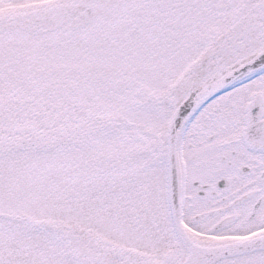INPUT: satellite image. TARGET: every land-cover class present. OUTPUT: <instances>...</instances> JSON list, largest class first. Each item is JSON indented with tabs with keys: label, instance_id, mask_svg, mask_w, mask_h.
Wrapping results in <instances>:
<instances>
[{
	"label": "snow or ice",
	"instance_id": "6c2138e0",
	"mask_svg": "<svg viewBox=\"0 0 264 264\" xmlns=\"http://www.w3.org/2000/svg\"><path fill=\"white\" fill-rule=\"evenodd\" d=\"M0 264H264V0H0Z\"/></svg>",
	"mask_w": 264,
	"mask_h": 264
}]
</instances>
